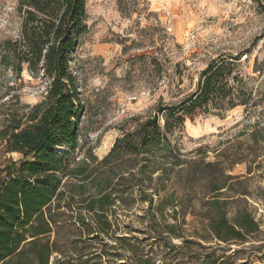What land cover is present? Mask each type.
<instances>
[{
	"label": "rangeland",
	"instance_id": "rangeland-1",
	"mask_svg": "<svg viewBox=\"0 0 264 264\" xmlns=\"http://www.w3.org/2000/svg\"><path fill=\"white\" fill-rule=\"evenodd\" d=\"M20 2L0 0V130L13 118L25 124L51 82L42 63L31 67L24 60ZM85 23L69 61L84 103L73 165L91 155L103 158L160 101L175 103L190 94L219 56H241L253 97L264 91V0H86ZM259 103L256 112L240 105L221 115L188 117L170 136L187 161L218 162L215 178L226 204L210 203L216 195L210 179H192L188 162L176 168L187 171L165 179L156 173L148 181L152 204L134 188L125 195L127 207L121 197L129 184L113 189L107 219L84 209L80 197H72L77 187L66 186L51 205L59 221L52 241L60 247L52 261L66 255L84 264L97 255L90 263L264 264V98ZM22 157L8 152L0 138V169ZM6 175L0 173V180ZM219 207L231 221L244 212L255 219L246 241L226 242L213 233Z\"/></svg>",
	"mask_w": 264,
	"mask_h": 264
},
{
	"label": "trees",
	"instance_id": "trees-1",
	"mask_svg": "<svg viewBox=\"0 0 264 264\" xmlns=\"http://www.w3.org/2000/svg\"><path fill=\"white\" fill-rule=\"evenodd\" d=\"M20 4V10L25 8L21 42L26 48L24 60L31 67L42 63L51 82L46 98L32 106L25 124L13 118L0 130L6 150L23 156L19 162L12 161L0 169V173H7L0 180V264H75L74 258L66 255L52 261L60 247L58 241H52L59 221L51 205L64 195L66 186L77 187L72 197L79 196L84 209L106 218L105 206L115 202L113 189L120 188L122 183L129 184L122 189L121 197L127 207L125 195L134 188L152 204V191L148 190L153 188L148 181L156 173L158 178L165 179L172 172L185 171L176 168L188 162L192 179L197 174L210 179L212 192L216 193L210 203H227L219 195L223 185L215 178L218 162L187 161L170 136L182 130L188 117L221 115L240 105L254 112L262 107L259 102L264 91L253 97V90L239 68L241 56L215 58L194 91L175 103L160 101L154 114L135 131L117 137L103 158L91 155L73 165L84 103L69 61L86 29V0H21ZM260 130L256 128L252 134L256 137ZM113 178L118 183L113 184ZM89 186L92 190H88ZM221 209L211 220L213 233L226 242L246 241L257 227L255 219L244 212L231 221L226 210ZM82 223L86 224L85 219ZM96 258L93 255L83 262L92 264L91 260Z\"/></svg>",
	"mask_w": 264,
	"mask_h": 264
}]
</instances>
